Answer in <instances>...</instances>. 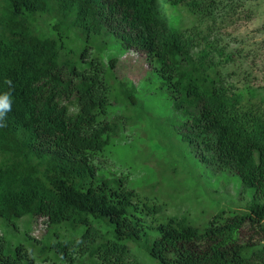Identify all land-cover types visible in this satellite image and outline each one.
Masks as SVG:
<instances>
[{
    "label": "trees",
    "instance_id": "obj_1",
    "mask_svg": "<svg viewBox=\"0 0 264 264\" xmlns=\"http://www.w3.org/2000/svg\"><path fill=\"white\" fill-rule=\"evenodd\" d=\"M250 1L0 0V95L11 97L0 118V221L47 219L38 248L0 233V264H264V88L227 80L237 52L218 48L214 34L250 18ZM42 14L56 19L52 34L36 27ZM69 17L78 49L62 40ZM98 37L146 58L179 140L203 166L238 176L252 192L246 209H221L202 225L159 218L161 205L112 170L124 116L113 104L138 98L118 80L117 58L105 62L88 42Z\"/></svg>",
    "mask_w": 264,
    "mask_h": 264
},
{
    "label": "rangeland",
    "instance_id": "obj_2",
    "mask_svg": "<svg viewBox=\"0 0 264 264\" xmlns=\"http://www.w3.org/2000/svg\"><path fill=\"white\" fill-rule=\"evenodd\" d=\"M250 7V18L226 20L215 29V42L225 53L237 52L235 62L223 68L232 75L227 77L230 83L264 88V0L250 1ZM53 18L42 14L37 16L35 25L45 34H52L50 20ZM70 21V17L66 19L67 36L62 40L66 46L78 49L81 45L77 37L79 31ZM110 41L107 37H98L88 42L105 62L109 57L117 58L114 72L118 80L134 85L138 98L134 106L120 100L113 104L116 113L124 116L119 135L110 146L112 170L127 173V184L134 187L141 198L161 205L159 218L184 214L192 223L202 225L221 209H246L252 201V192L241 185L238 176L203 166L190 151V145L179 140L171 125L178 115L167 90L158 88L159 81H149L146 58L132 50L120 54L106 48ZM116 94L114 86L112 95ZM258 200L264 202V198ZM46 220L42 217L30 220L25 216L14 223L0 221V233H4L9 242L36 247V240L45 235ZM31 262L59 264L40 258Z\"/></svg>",
    "mask_w": 264,
    "mask_h": 264
},
{
    "label": "clouds",
    "instance_id": "obj_3",
    "mask_svg": "<svg viewBox=\"0 0 264 264\" xmlns=\"http://www.w3.org/2000/svg\"><path fill=\"white\" fill-rule=\"evenodd\" d=\"M7 84L11 85V81L7 80ZM11 108V97L9 93H4L0 95V118H3L6 111H9Z\"/></svg>",
    "mask_w": 264,
    "mask_h": 264
}]
</instances>
